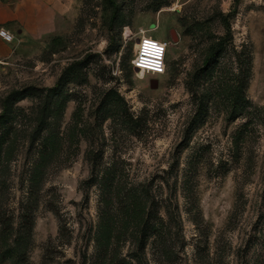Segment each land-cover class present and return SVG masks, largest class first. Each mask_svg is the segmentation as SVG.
<instances>
[{"label":"rangeland","instance_id":"rangeland-1","mask_svg":"<svg viewBox=\"0 0 264 264\" xmlns=\"http://www.w3.org/2000/svg\"><path fill=\"white\" fill-rule=\"evenodd\" d=\"M114 2L0 64V264H264V0Z\"/></svg>","mask_w":264,"mask_h":264},{"label":"crops","instance_id":"crops-1","mask_svg":"<svg viewBox=\"0 0 264 264\" xmlns=\"http://www.w3.org/2000/svg\"><path fill=\"white\" fill-rule=\"evenodd\" d=\"M67 4V5H65ZM71 0H0V64L29 55L40 38H47L71 13Z\"/></svg>","mask_w":264,"mask_h":264},{"label":"built area","instance_id":"built-area-1","mask_svg":"<svg viewBox=\"0 0 264 264\" xmlns=\"http://www.w3.org/2000/svg\"><path fill=\"white\" fill-rule=\"evenodd\" d=\"M0 37L3 41H10L11 35L3 28H0ZM142 38V39H141ZM149 37H142L141 35L138 36L137 44V53L130 59V65L133 68L139 69V70H145L150 73H162L164 70V63H163V54H164V44L159 45L157 41L148 39ZM148 42H153V45L157 47L159 50L156 55L157 57L151 58V61L147 60V56H145L143 53H145L144 50H146V47Z\"/></svg>","mask_w":264,"mask_h":264},{"label":"bare ground","instance_id":"bare-ground-1","mask_svg":"<svg viewBox=\"0 0 264 264\" xmlns=\"http://www.w3.org/2000/svg\"><path fill=\"white\" fill-rule=\"evenodd\" d=\"M142 39V38H141ZM148 39H151V38H148ZM152 40V39H151ZM155 41V40H154ZM159 45H163V44H161V43H159V42H157ZM147 46L148 47H146V50H144L145 51V53H143L145 56H147L148 58H146L147 60H149V61H151L152 59H150V57L151 58H154V57H157L156 55H158L159 53H157L159 50L157 49V47L156 46H154L153 45V42H148V44H147ZM141 71H144L145 72V70H141ZM147 72V71H146Z\"/></svg>","mask_w":264,"mask_h":264},{"label":"trees","instance_id":"trees-1","mask_svg":"<svg viewBox=\"0 0 264 264\" xmlns=\"http://www.w3.org/2000/svg\"><path fill=\"white\" fill-rule=\"evenodd\" d=\"M109 3L111 5L112 10L114 11V8H115V2H114V0H109Z\"/></svg>","mask_w":264,"mask_h":264},{"label":"water","instance_id":"water-1","mask_svg":"<svg viewBox=\"0 0 264 264\" xmlns=\"http://www.w3.org/2000/svg\"><path fill=\"white\" fill-rule=\"evenodd\" d=\"M171 34L173 35V32L171 31ZM173 38H174V36H173Z\"/></svg>","mask_w":264,"mask_h":264}]
</instances>
